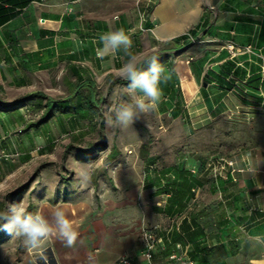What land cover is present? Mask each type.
<instances>
[{"label":"crops","instance_id":"0c3cea01","mask_svg":"<svg viewBox=\"0 0 264 264\" xmlns=\"http://www.w3.org/2000/svg\"><path fill=\"white\" fill-rule=\"evenodd\" d=\"M40 20L47 21L46 25ZM121 29L132 40L130 48L121 45L113 49L101 40L103 34ZM192 30L198 34V41L177 50L176 41ZM228 46L241 52H230ZM136 53L155 56L164 69L167 80L162 78L160 88L162 96L170 100L175 119L187 118L183 110L189 108L187 93L192 102L199 83L204 85L199 92L206 108L225 102L224 94L240 84L264 93V0H0V105L52 88L73 92L77 85L92 83L99 91L97 81L122 79L121 66ZM45 103L35 100L20 110H0V139L3 134L11 135L7 123L22 124L30 136L41 133L53 121L61 125L80 122L75 117L56 115L40 129H29L42 115ZM27 114L37 117L28 120ZM79 156L83 163L95 160H83L91 156L88 151ZM255 156L257 160L250 155L240 161L228 157L236 161L238 171L216 180L220 189L217 206L207 207L202 201L200 212L191 210L180 230L172 233L167 250L157 255L159 264H170L175 243H181L197 264H209L203 247L218 244L227 249V264L246 258L249 264H264V150ZM92 166L83 165L91 172L86 185L71 183L68 191L63 186V192L58 189L56 194V208L70 219L82 221L76 248L67 249L53 240L42 245L53 247L65 264H117L122 255L131 257L135 264H146L141 230L166 223L180 212L178 192L166 207H151L148 194L140 197L135 189L125 194L118 191L113 178L122 181L119 166L100 165L97 171L91 170ZM184 168L189 172L197 169L199 173L190 172L191 177L203 182L198 166ZM95 171L101 175L95 177L97 186H91ZM179 184L177 174L173 186ZM69 206L75 208L70 213ZM40 213L54 223L53 211L43 208ZM232 243L237 252L232 250Z\"/></svg>","mask_w":264,"mask_h":264},{"label":"rangeland","instance_id":"374dc122","mask_svg":"<svg viewBox=\"0 0 264 264\" xmlns=\"http://www.w3.org/2000/svg\"><path fill=\"white\" fill-rule=\"evenodd\" d=\"M185 80L187 77L183 83ZM110 81L109 78L97 81L98 96L103 98V102L92 121L65 122L64 125L53 121L41 133L33 132L30 136L22 124L11 126L7 123L11 135L3 134L0 139V193L8 195L0 200V210L6 209L8 202H22L33 214L43 208L54 212L58 189L62 193L63 186L68 191L67 185L71 183H85L82 175L91 172L83 165L89 164L93 165L90 169L96 171L100 165L119 166L122 183L113 180L120 193L135 189L140 197L151 196L149 206L164 208L169 199L177 195L172 189L178 169L194 164L201 169L203 182L196 181L195 193L192 191L179 208L184 214L196 209L200 212L202 201L207 207L217 206L220 190L215 186L216 180L205 169L207 159L220 155L236 157L240 161L250 155L257 160L255 155L264 150V93L250 90L247 84H240L235 91H227L225 102L219 106L206 108L200 102L199 92L204 85L199 83L198 95L192 102L186 92L191 112L189 108H183L187 117L184 120L171 116L170 100L162 96L155 111L141 114L134 124L122 128L115 125V109L132 103L133 97L140 94L130 92L129 85L110 87ZM44 93L61 100L68 98L71 92L52 88ZM36 117L35 114L31 117L27 114L28 120ZM109 119L114 127L108 126ZM102 120L103 130L100 126ZM104 138L108 150L94 156ZM113 146L121 155L110 160L107 153ZM83 150L92 153L95 160L81 162L79 154ZM152 165L155 170L149 175V166ZM96 171L89 184L91 186H97L95 177L101 175ZM168 195L171 196L168 198ZM176 202H179L178 196ZM73 209L69 206L67 211L70 213ZM42 256L47 257V264H65L53 247L41 245L29 249L23 238L12 237L0 229V264H45ZM246 260H233L230 264H249Z\"/></svg>","mask_w":264,"mask_h":264},{"label":"clouds","instance_id":"9594fccd","mask_svg":"<svg viewBox=\"0 0 264 264\" xmlns=\"http://www.w3.org/2000/svg\"><path fill=\"white\" fill-rule=\"evenodd\" d=\"M101 40L107 41L113 49L123 45L126 49L132 46V40L126 32L121 29L114 32H107L101 36ZM139 57V58H138ZM144 64H148L147 70H141ZM164 69L158 63L155 56L144 55L143 53L133 54L130 59L120 68V77L131 81L129 91L139 92L141 95L134 96L133 102L115 109V125L127 128L135 123L141 114H148L155 111L162 97L160 83ZM111 119L108 126H115ZM87 181L90 177L82 175ZM8 193H0V200H3ZM54 223L42 215L39 211L35 214L29 212L22 202L7 203L6 209L0 210V225L3 231L15 238H23V243L29 249L39 248L44 241H59L65 248L74 250L78 242V228L82 221L77 222L70 219L61 208H57L52 214ZM42 259L47 264V257Z\"/></svg>","mask_w":264,"mask_h":264},{"label":"trees","instance_id":"16d2710c","mask_svg":"<svg viewBox=\"0 0 264 264\" xmlns=\"http://www.w3.org/2000/svg\"><path fill=\"white\" fill-rule=\"evenodd\" d=\"M209 25L210 23L207 24V27ZM189 34L197 40L198 34L196 33L195 30L190 31ZM187 39H188L187 35L180 37L176 41L177 44L176 49L177 50L186 49L195 44L193 42H186ZM148 67H149L148 64H144L141 70H147ZM110 80L112 82V86L114 85L126 86V85H130L131 83V81L116 79L115 77H110ZM35 100L46 101V103L45 106L43 107L42 115L29 126V129H40L42 126H45L49 122H51L56 117V115H61L63 117H70V116L75 117L80 122L91 121L93 120L95 115L98 114L100 105L103 102V98L98 96V91L96 90V86L90 83L88 85L75 86V90L71 92L70 96L64 100H55L52 98H48L44 93H34V94L26 95L25 97L17 101H14L13 103L7 105H0L1 108L0 110L1 112H11L12 110H20L23 104ZM100 126L103 130L104 129L103 120L100 123ZM99 146L100 147H98V150L95 153L104 152L108 149L105 138L103 139V142L99 144ZM119 155L120 154L117 147L113 146V149L109 154L108 159L114 160ZM90 157L88 156L83 160L86 161L92 160L93 158L91 157V159H89ZM191 176L192 174L187 170V168L180 169L178 173L180 184L178 187H174L172 189L173 191L178 192L177 196L181 205L184 202H186V199L191 194L192 189H194V187L196 186L195 178ZM169 211L170 209H168V212ZM180 213L183 212L180 211L179 213H177V215H179ZM232 250L234 252H237L236 251L237 246L233 244ZM203 252L206 253L209 264H227L226 259L228 258V252L223 244H218L214 247H209L208 245H205L203 247Z\"/></svg>","mask_w":264,"mask_h":264},{"label":"built area","instance_id":"2783aa9c","mask_svg":"<svg viewBox=\"0 0 264 264\" xmlns=\"http://www.w3.org/2000/svg\"><path fill=\"white\" fill-rule=\"evenodd\" d=\"M45 20H40L41 25H46ZM186 42L196 43V40L189 33L187 34ZM228 51L240 53L241 49H235L234 46H228ZM261 75L264 78V65L261 67ZM191 78V76H189ZM163 129V127H161ZM132 153V152H131ZM149 175L155 170V166H149ZM206 171H209L215 180H219L227 177L228 175L238 171L237 163L233 158L223 157L220 155L212 156L207 159L205 164ZM190 172L193 175H197L199 171L197 169H191ZM194 193L196 189L192 190ZM171 195H168V198ZM166 203V202H165ZM188 220V215L180 213L174 217H169L166 223H159L154 226H145L140 233V242L142 247V253L146 264H159L156 257L159 253H163L168 248V243L171 244V235L175 231H179L182 223ZM173 252L169 256L170 264H197L196 261L191 258L186 251H183L181 243H175ZM117 264H135L134 260L128 255H122Z\"/></svg>","mask_w":264,"mask_h":264}]
</instances>
